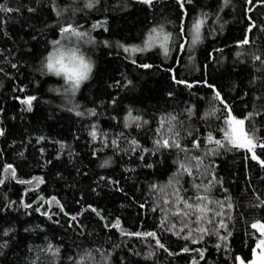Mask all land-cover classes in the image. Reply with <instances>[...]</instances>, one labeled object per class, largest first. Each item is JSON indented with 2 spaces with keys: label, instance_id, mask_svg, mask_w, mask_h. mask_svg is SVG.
<instances>
[{
  "label": "trees",
  "instance_id": "obj_1",
  "mask_svg": "<svg viewBox=\"0 0 264 264\" xmlns=\"http://www.w3.org/2000/svg\"><path fill=\"white\" fill-rule=\"evenodd\" d=\"M2 3L18 11L0 13V264L251 263L260 238L251 224L264 222V167L229 145L224 132L231 115L264 141V0ZM195 19L204 24L202 42L192 47ZM68 25L87 35L61 33ZM161 29L172 34L167 57L158 46L131 51ZM67 38L95 61L75 94L43 70ZM28 96L37 98L31 112L21 103ZM57 115L63 122L56 129ZM54 131L88 152L83 202L75 209L68 207L79 194L75 185L66 194L54 190L57 171L67 174ZM209 135L225 146L209 143ZM165 139L180 147L157 145ZM255 151L264 159V150ZM178 195L188 203L207 196L208 208L224 215L197 225L195 214L175 215L184 209ZM221 219L227 230L200 239L198 226L218 228ZM149 232L155 237L143 235Z\"/></svg>",
  "mask_w": 264,
  "mask_h": 264
},
{
  "label": "snow or ice",
  "instance_id": "obj_2",
  "mask_svg": "<svg viewBox=\"0 0 264 264\" xmlns=\"http://www.w3.org/2000/svg\"><path fill=\"white\" fill-rule=\"evenodd\" d=\"M141 3H144L146 5L151 6L153 4V0H140ZM192 0H178V3L183 7L185 4L191 3ZM248 2L251 4L252 0H248ZM225 3H228V0H225ZM91 7L92 5H88ZM13 11H18V9H13L11 7H8L6 3L0 4V13H11ZM29 11H32V9H29ZM186 14V13H185ZM204 24L203 19H195L192 22L191 25V40L190 44L192 47H195L197 44L202 42V35H201V29L202 25ZM96 27V26H93ZM255 27V24H251L249 27V31L252 30V28ZM71 31V33L77 37H84L87 35L86 32L79 31L77 28H73L71 25H68L67 27L61 28V33H67ZM156 29H152V33H156ZM162 35H158L155 39H153L152 34H149L148 38L144 41V44L142 47L136 46L131 48V51L133 53L135 52H144L149 50L150 48L153 47H159L160 49L163 50L164 56L169 55V47L168 43L172 39V34L171 33H164L163 29L160 30ZM87 42H91V38ZM158 42V43H157ZM54 44H59L60 41L56 40L53 41ZM242 44H247L248 40L245 39L244 41L241 42ZM123 47V46H122ZM130 49L128 47H124V51L128 52ZM78 59V64H75V66L71 69L67 67V65L64 64V54L60 53L59 50L53 51L48 57H47V68L49 72H54L56 75H60L61 73L66 74V80L67 82L71 83V91L73 94H75L76 91L80 89V84L82 80L86 79L88 76V73L91 71V65L86 64L83 60L82 57L77 58L75 55L72 57V61H76ZM256 60H260V56L255 57ZM135 63V61H133ZM59 65V67H57ZM15 67V65H13ZM143 68H150L152 65L149 64H143L141 65ZM178 83H182L181 81H177ZM131 83V82H129ZM191 86V85H189ZM209 87H212L209 85ZM214 98L219 99L222 101V98L220 97L219 92L214 93ZM37 98L35 96H28L26 99L22 100L21 103L26 105L25 111L31 112L32 109V102L35 101ZM230 111V110H229ZM77 115H82V113H77ZM135 119H140L139 117H136ZM174 119V117L172 118ZM225 124L227 125V129L224 132L225 140L229 145L235 148H241V149H246L248 152L251 153V159L258 161V163L264 167V159H261L260 156L257 155L255 149L257 147L261 148L264 150V141L258 142V138L255 137L254 132H249L245 130V119H238L234 116L229 115L228 118L225 120ZM0 135H3V129H0ZM92 137L95 139L96 138V132L93 131L91 133ZM209 143H215L216 145L220 147H224L225 145L217 139H214L211 135H209ZM115 143V141L113 142ZM132 144L135 145L136 141L133 140ZM157 145L160 147H176L179 148L180 145L178 143H174L173 145H169L168 140H163L161 143L160 141H157ZM197 147H199L198 143L196 144ZM8 169H11V165L7 166ZM180 168L184 169L187 171L186 166L181 163ZM7 170V169H6ZM12 178H15V170H12ZM189 175H191V172H189ZM3 180H0V183H3ZM21 183H31V181H20ZM155 187V186H153ZM197 188L200 186L197 185ZM43 199V198H41ZM55 199V198H53ZM197 201H201V203H188L187 200H185L183 197H180L179 195L177 196V200L184 205V209H188L191 211H185L184 209H179L175 215H183V216H190L195 214L196 215V220L195 223L197 225H202L204 222L207 224H213L214 223V217L215 216H223L224 213L223 211H216L214 209H209L208 204L212 203L208 199L207 196H198ZM221 209L223 208V202L221 201H216L215 202ZM25 207H31V205H25ZM229 208L232 207L231 204L228 205ZM95 211V210H94ZM208 212L213 213V217L207 216ZM75 219V217H73ZM120 226V221L117 219L113 227H119ZM225 229L227 230V225L224 223V221L221 219L218 222V228L215 226L212 229H209L204 226H198L195 231L201 233L200 239H203V235L205 234H212L213 232H216L217 235H219L218 229ZM251 228L255 229L259 232L260 238L258 239V243L256 244V248L259 249V253L257 254L254 250V259L251 261V264H264V222L256 221L251 224ZM192 230H190L191 232ZM7 234V233H5ZM126 235L129 233H125ZM130 235H141V233H131ZM143 235L146 236H152L155 237L154 232H149V233H144ZM228 235H231V233H228ZM186 239L188 237H185ZM221 239H226V237H220ZM158 242V241H157ZM193 243H197L198 240L193 239ZM160 247H163L161 244ZM219 247V245H217ZM185 252L189 251V249L185 248ZM203 253H201V256ZM237 260L239 261V264H244V260L240 257H237Z\"/></svg>",
  "mask_w": 264,
  "mask_h": 264
},
{
  "label": "rangeland",
  "instance_id": "obj_3",
  "mask_svg": "<svg viewBox=\"0 0 264 264\" xmlns=\"http://www.w3.org/2000/svg\"><path fill=\"white\" fill-rule=\"evenodd\" d=\"M72 41L73 40L70 38L65 39L58 49L59 52L63 53L64 56L69 54L80 55L79 50L75 48V44H73ZM62 119L63 117L61 115L53 116V125L56 129L61 127V123L63 122ZM54 134L56 138H58L63 143L61 152L59 154V161L62 162L63 166L67 169L66 175H62L59 170L57 171V177L55 178L56 182L53 183V185L55 184L54 190H56V192L59 194H66L69 192L68 189L70 186L75 185L79 194L77 195V198L68 203V207L75 209L83 202L82 191L88 173V152L70 148L68 139L64 133L62 134V132H55ZM61 166L62 165H60L59 168H62ZM259 251V249H256L255 252L258 254Z\"/></svg>",
  "mask_w": 264,
  "mask_h": 264
},
{
  "label": "clouds",
  "instance_id": "obj_4",
  "mask_svg": "<svg viewBox=\"0 0 264 264\" xmlns=\"http://www.w3.org/2000/svg\"><path fill=\"white\" fill-rule=\"evenodd\" d=\"M73 44H75V41L73 40L72 41ZM77 58L79 57H82L84 62L86 64H90L91 65V71L88 73V76L86 79L82 80L81 84H80V87L88 82L90 80V78L92 77V74L94 73V70H95V61L94 59L89 55L87 54L86 52L84 53H81L80 55H75ZM72 57L73 55L72 54H69L67 56H64V64L67 65V67L69 69L73 68L75 66V64H78V59L76 61H72ZM57 67H59V65H57ZM43 70L48 74V75H52L54 76L55 78H58V79H61L62 81H64L67 85V88L69 90V93L71 94V83L67 82L66 80V74L65 73H61L60 75H56L54 72H49L48 71V68H47V58L43 60Z\"/></svg>",
  "mask_w": 264,
  "mask_h": 264
},
{
  "label": "water",
  "instance_id": "obj_5",
  "mask_svg": "<svg viewBox=\"0 0 264 264\" xmlns=\"http://www.w3.org/2000/svg\"><path fill=\"white\" fill-rule=\"evenodd\" d=\"M153 1H159V0H153Z\"/></svg>",
  "mask_w": 264,
  "mask_h": 264
}]
</instances>
